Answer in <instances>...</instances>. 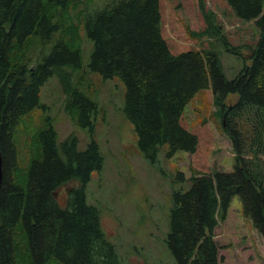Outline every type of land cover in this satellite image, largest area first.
Listing matches in <instances>:
<instances>
[{
  "label": "trees",
  "instance_id": "obj_1",
  "mask_svg": "<svg viewBox=\"0 0 264 264\" xmlns=\"http://www.w3.org/2000/svg\"><path fill=\"white\" fill-rule=\"evenodd\" d=\"M90 1L0 0V264H125L85 191L93 171L102 169L104 155L94 138L97 102L72 80L82 66L76 17L83 14L93 42L88 65L105 79L118 76L125 83L124 111L150 161L165 143L168 155L196 150L197 134L182 125L181 115L197 91L212 89L234 166L210 174L191 169V186L172 190L166 241L176 264H221L214 229L234 195L264 237V0H227L237 17L259 27L251 62L232 79L213 52H171L162 35L160 0H112L86 14ZM71 8L78 16L70 15ZM211 14L204 12L206 28L194 35L221 32ZM47 42L53 45L43 53ZM226 48L236 53L235 47ZM54 74L65 95V112L89 129L90 139L79 148L71 132L58 145L48 116L34 132L35 152L22 167L14 131L25 114L44 106L41 87ZM229 94L236 99L227 101ZM72 180L79 183L62 207L56 191Z\"/></svg>",
  "mask_w": 264,
  "mask_h": 264
},
{
  "label": "rangeland",
  "instance_id": "obj_2",
  "mask_svg": "<svg viewBox=\"0 0 264 264\" xmlns=\"http://www.w3.org/2000/svg\"><path fill=\"white\" fill-rule=\"evenodd\" d=\"M111 1H90L86 14L108 6ZM160 4L162 35L173 54L192 48L213 52L228 79L251 62L250 46L258 40L259 27L254 20L237 17L227 0H160ZM207 10L221 32L194 35L206 28ZM76 11L71 8L70 15L78 16ZM76 20L81 27L82 66L74 71L72 80L97 102L94 138L104 155L102 169L93 171L85 185L87 201L98 206L102 229L125 264H176L166 241L172 190L191 186V169L194 173L210 174L213 169L231 170L234 166L230 139L221 126L220 106L210 87L197 91L181 115L182 125L197 134L196 150L168 155L165 143L155 162L150 161L140 151L137 130L124 111L125 83L118 76L105 79L90 69L93 42L84 26V14ZM52 45L51 42L43 46L42 52L48 53ZM226 45L235 47L236 53ZM37 57L32 54L31 63ZM236 97L229 94L227 101ZM64 100L54 74L41 87L44 106H36L25 114L14 131L20 166L29 164L35 152L33 134L48 116L57 130L58 145L73 132L79 138L78 147H85L90 139L89 129L75 124L67 115ZM78 183L72 180L57 189L56 197L62 207L67 206L69 189ZM213 238L219 245L221 264H264V237L243 212L238 194L232 197L226 217L219 219Z\"/></svg>",
  "mask_w": 264,
  "mask_h": 264
},
{
  "label": "water",
  "instance_id": "obj_3",
  "mask_svg": "<svg viewBox=\"0 0 264 264\" xmlns=\"http://www.w3.org/2000/svg\"><path fill=\"white\" fill-rule=\"evenodd\" d=\"M1 180H2V156L0 151V186H1Z\"/></svg>",
  "mask_w": 264,
  "mask_h": 264
},
{
  "label": "bare ground",
  "instance_id": "obj_4",
  "mask_svg": "<svg viewBox=\"0 0 264 264\" xmlns=\"http://www.w3.org/2000/svg\"><path fill=\"white\" fill-rule=\"evenodd\" d=\"M48 43V42H47Z\"/></svg>",
  "mask_w": 264,
  "mask_h": 264
},
{
  "label": "crops",
  "instance_id": "obj_5",
  "mask_svg": "<svg viewBox=\"0 0 264 264\" xmlns=\"http://www.w3.org/2000/svg\"><path fill=\"white\" fill-rule=\"evenodd\" d=\"M233 152V151H232Z\"/></svg>",
  "mask_w": 264,
  "mask_h": 264
}]
</instances>
